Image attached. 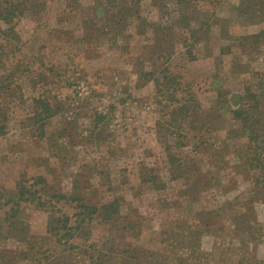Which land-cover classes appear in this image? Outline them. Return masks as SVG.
<instances>
[{
    "label": "rangeland",
    "instance_id": "rangeland-1",
    "mask_svg": "<svg viewBox=\"0 0 264 264\" xmlns=\"http://www.w3.org/2000/svg\"><path fill=\"white\" fill-rule=\"evenodd\" d=\"M0 15L2 195L39 176L66 197L0 210V264H264L244 159L264 124V0H0ZM73 199L103 219L75 222ZM60 210L67 242L48 226Z\"/></svg>",
    "mask_w": 264,
    "mask_h": 264
},
{
    "label": "trees",
    "instance_id": "trees-1",
    "mask_svg": "<svg viewBox=\"0 0 264 264\" xmlns=\"http://www.w3.org/2000/svg\"><path fill=\"white\" fill-rule=\"evenodd\" d=\"M241 105H239L238 107L232 110V114L235 120L238 121L239 123L242 122V120H244V116L246 113ZM253 123H260V122L255 121ZM239 125L241 126L242 129L248 130V127L246 125L242 123H240ZM261 127H262L261 130L253 129V131H250V135L248 137V142L250 144V147L246 151L247 153H245L244 159L246 166L251 175L252 186L256 189L264 190V124ZM39 184H44V180L39 176L35 177L34 182L29 184L24 179H20L14 181L11 184V186L13 187L12 189L14 191H10L5 195L4 194L2 195V193L7 187H9V185H3L0 187V201H3V204L2 203L0 204V210L3 209V207L8 208L6 211L8 220H17V218H19L18 216L21 213H23L22 206H24V204L22 205V203L24 202L35 203L36 208L49 210L51 208L55 209L54 205L56 203L60 201L63 202L66 201V197L59 192L56 193L57 191L52 190V187L51 188L47 187L48 191L51 190L50 196L47 198L46 196L43 195L42 197V195H40L41 193L34 189ZM73 200L74 202L78 203L77 208L81 211L76 214L77 218L75 222L80 220V223H85L86 221L84 219H80L81 216L86 215L88 217H91L97 215V213H99L97 217L99 218L102 217L103 219L105 212H99L100 209H98L97 207L89 206L87 203H84L83 200H79V199H73ZM62 211L60 210L58 217H55V214H53V212L51 215H49L48 226H50L51 232H53L54 230L55 236H58L64 240L67 238L65 241L67 242L68 238L74 237V235H72L73 227L68 226V224L71 221V218ZM110 219L114 220L112 216L110 217ZM158 257L159 256L156 255L155 253L147 252V259H150L151 261L155 260L154 262H157L156 259ZM163 259L166 258H160V260Z\"/></svg>",
    "mask_w": 264,
    "mask_h": 264
}]
</instances>
